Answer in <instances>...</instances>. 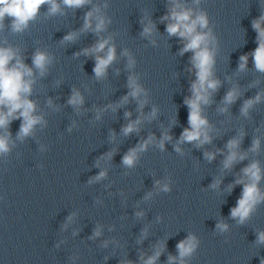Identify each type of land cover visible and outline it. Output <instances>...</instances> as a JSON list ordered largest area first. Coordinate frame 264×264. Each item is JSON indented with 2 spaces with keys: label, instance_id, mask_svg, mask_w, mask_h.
<instances>
[{
  "label": "clouds",
  "instance_id": "1",
  "mask_svg": "<svg viewBox=\"0 0 264 264\" xmlns=\"http://www.w3.org/2000/svg\"><path fill=\"white\" fill-rule=\"evenodd\" d=\"M203 0H166L167 12L160 17V23L165 24V31L168 37L179 39L182 47L179 55L191 53L189 58L190 67L188 71L192 73L194 79L191 81L190 95L184 98V104L188 109V126L183 129L179 139L173 145L174 151L180 155L184 154L181 147L183 144H192L196 148H203L204 145L211 144L214 139L213 133H218V129L210 123L205 110L213 103V95L216 93L222 81L216 76L217 55L219 52V39L214 32L212 21L208 11L201 7ZM90 6V7H89ZM46 7L45 18L66 15V10H75L88 8L83 16V24L78 30L68 32L60 44L75 43L82 34L93 33L97 40L90 47H85L75 53V57L81 55L94 58L93 67L94 79L103 81L107 78L108 69L118 61L120 57L126 59L125 69L129 75L127 77L126 87L128 92L117 103H109L104 107H93L95 112V121H99L105 112L109 109L116 112L118 108L134 100L137 105L138 115L131 119L132 112H125V118L128 123L122 126L121 133L128 137L133 133L141 131V125L147 121L152 122L157 119L160 109L153 104L151 110L144 112L145 107L150 103L149 89L141 83L142 73L136 71L137 59L135 54L127 47L123 48L119 55L115 43L116 33L110 32L109 27L113 20L107 14L110 7L109 0H0V32L5 29V20L10 21V31L12 34H23L30 25L41 15V8ZM142 31L140 36L149 41L153 46H157L156 22L148 14L142 15L140 19ZM252 28L256 32L257 47L250 53H245L239 57L237 73L247 70L249 57L256 72L264 74V13L252 21ZM107 33V35H104ZM56 62L54 53L47 48H37L31 56V65L25 63L23 50L18 45L9 43L7 38L0 42V161H6L17 142L23 143L29 138L36 139L37 131H43L47 125L46 113L42 111L37 99H33L35 87L39 80L46 77L51 67ZM119 69L116 73L119 74ZM231 79V77H229ZM62 80H58L59 85ZM259 81H254L249 87H255ZM238 84H234L224 95L221 105L217 108L219 113H228L229 108L242 95ZM264 103V89L258 91L255 96L244 100L240 107V115L249 118L251 111L258 105ZM67 104L78 114L87 111L84 109L85 96L81 90L75 86L71 89ZM46 106L52 111L58 112L60 106L55 104L52 98L46 100ZM15 120H20V126L13 138L10 130L11 124ZM177 123L172 119L168 128L162 127L159 138L154 133L140 140L134 147L128 149L123 155L121 164L126 169H134L141 159V155L154 146L161 152L165 151L166 143L173 140L170 134V128ZM76 121H73L68 128L72 132ZM256 135L253 136L251 146L246 150H241V144L245 130L241 127L238 133L230 138L224 149L216 151H204V158L211 162L217 154L223 155L221 161V172L231 170L234 165L248 159L249 153L259 155L261 152L262 139L261 128L255 129ZM116 139V133H110V140ZM40 151H46L44 144L39 145ZM115 149L101 156L96 166L99 167L100 161H111L115 154ZM107 169L90 178L89 184L102 181L107 177ZM264 181V166L259 159L250 160L242 169L241 174L237 176L232 184L227 186V191L236 185L242 186V191L234 207L230 209L229 218L238 225H244L250 221L257 212L260 205L264 204V189L260 187ZM170 179L164 181H155L157 192L168 193L171 191ZM222 183L221 177H217L209 187L213 190L219 189ZM154 193L148 192L143 199L148 201L152 199ZM99 202V201H98ZM137 218L145 215L143 211L135 213ZM76 213L73 212L67 217V222L63 226L67 228L68 224L74 221ZM159 219V218H158ZM111 230V229H110ZM229 231V225L224 220H219L216 224V232L224 234ZM77 233L74 232L73 235ZM102 234V226L98 225L89 239H95ZM147 228L142 232V238L146 237ZM254 243L264 246V230L256 231ZM108 241H104L102 247L108 246ZM200 245V240L195 234H189L185 239L179 241L176 245L178 255L168 256V264H188V260L193 257ZM59 247V244L57 245ZM165 245L158 244L154 247L153 254L145 256L142 254L140 260L142 264H157ZM107 259V257H105ZM120 264H133L130 260H122ZM264 264V260H261Z\"/></svg>",
  "mask_w": 264,
  "mask_h": 264
}]
</instances>
